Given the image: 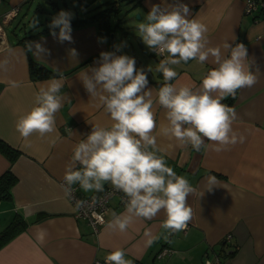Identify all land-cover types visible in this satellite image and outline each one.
<instances>
[{
	"label": "crops",
	"instance_id": "1",
	"mask_svg": "<svg viewBox=\"0 0 264 264\" xmlns=\"http://www.w3.org/2000/svg\"><path fill=\"white\" fill-rule=\"evenodd\" d=\"M93 1L72 20L95 13H90ZM103 1L95 0L93 4ZM182 2L189 5L190 18L207 25L209 46H221L222 53L227 55L222 47L225 42L243 43L252 61L251 70L259 69V72L254 86L238 90L235 98L229 96L223 100L230 99L226 105L237 112L233 128L246 138L244 143L229 146L227 151L217 153L210 145L207 150L196 152L164 136L160 128L166 124L165 109L154 105L157 122L154 134L161 154L168 166L185 176L196 189L187 197L193 215L186 232L167 237L161 226L165 218L163 211L151 220L136 219L125 233L106 231L105 224L111 219V213L124 212V205L117 197L111 200L106 222L93 233L84 219L74 217L72 205L61 188L73 149L91 131V124H111L103 110L95 107L79 80L82 71L96 66L94 62L99 61L101 52H116L115 47L111 49L110 39L102 35L96 21H88L71 26L72 43H60L48 28L54 11L59 13L57 0H0V19L13 7H19L16 17L4 25L6 44L0 50V60L9 61L8 71H0V141L18 153L11 162L0 151V177L10 171L15 178L9 197L0 199V232L16 220L24 226L0 249V264H94L104 261L117 248L125 251V258L132 264H211L215 261L264 264V14L259 17L246 14L245 0ZM35 3L39 7L35 5L33 12ZM160 3L161 0H141L140 4L133 3L136 7L132 10H140L143 20L151 5ZM25 6L28 7L24 13L26 18L32 20L37 14L38 30L29 29L28 23L23 29L15 30L10 38L6 29ZM110 13L114 45H122L116 54L135 58L137 68L147 70L151 65L153 72L148 73L147 87L158 89L164 81L162 74L154 71V62L146 56L150 50L138 34L129 36L122 30L120 35L124 18H113ZM100 38H106V42L101 43ZM130 39L136 48H130L134 46ZM27 41L41 43L50 54L25 56ZM69 49H75L78 56L72 57ZM32 63L39 65L33 75ZM173 67L178 76L172 83L199 87L203 76L215 65L210 57L205 64L190 60ZM56 69L65 76L61 89L65 100L56 114L55 131L45 137L34 134L25 139L16 131V121L33 106L35 93L55 75ZM13 81L17 86H12ZM209 176L217 180V186L211 191L206 189ZM79 193L92 196L98 192L85 193L79 189ZM146 230L159 236L150 246L145 243ZM227 235H231L229 240H225ZM164 246L171 247L172 253L159 256Z\"/></svg>",
	"mask_w": 264,
	"mask_h": 264
},
{
	"label": "clouds",
	"instance_id": "2",
	"mask_svg": "<svg viewBox=\"0 0 264 264\" xmlns=\"http://www.w3.org/2000/svg\"><path fill=\"white\" fill-rule=\"evenodd\" d=\"M190 16V7L182 0H161L160 4H152L144 19L135 25L143 44L162 57L154 69L164 81L158 89L147 87L148 73L153 72L151 65L147 70L137 68L135 58L116 54L122 45H114L116 52H101L99 61L94 62L96 66L79 74L95 107L103 110L111 124H91V131L73 149L61 188L65 196L74 200V211L86 203L75 198L77 185L89 193L103 192L105 184H110L123 193L124 212L111 213L106 231L125 233L136 219L151 220L163 211L161 226L171 235L185 230L192 218L187 197L196 189L185 176L168 166L161 154L154 134V105L165 109L166 124L160 128L161 134L180 146L200 152L211 145L220 153L245 142V136L233 128L236 110L222 101L229 96L235 98L238 90L254 86L259 69L251 70L252 61L243 43L225 42L222 47L227 55L222 53L221 46H209L207 25ZM72 18L71 12L60 10L48 25L50 35L60 43H72ZM38 23V18L33 17L28 28L38 30ZM100 42H106V38H100ZM28 53L36 57L50 54L36 41L25 42V56ZM69 54L78 56L75 49H69ZM210 57L215 67L203 76L199 87L172 83L178 76L173 66L190 60L205 64ZM8 64L7 58L0 60V71H8ZM64 80L63 72L56 69L55 75L41 85L33 106L16 121L15 128L21 137H45L55 131L56 114L64 106ZM11 83L17 86L16 82ZM206 183V189L211 191L217 186L216 177H207ZM145 237L147 246L159 239L150 230L145 231ZM125 257V251L117 248L105 256L104 264H132Z\"/></svg>",
	"mask_w": 264,
	"mask_h": 264
},
{
	"label": "built area",
	"instance_id": "3",
	"mask_svg": "<svg viewBox=\"0 0 264 264\" xmlns=\"http://www.w3.org/2000/svg\"><path fill=\"white\" fill-rule=\"evenodd\" d=\"M245 13L253 16H261L264 14V0H245ZM19 7H13L8 13L2 15L0 19V50L5 47L6 44V35L4 31V25H7L13 18L18 14ZM162 58V57H160ZM63 183V179L61 181ZM76 191L74 196L76 199L84 200L86 203L83 208L79 211H74V200L69 199L68 201L72 205L73 215L76 218L84 219L88 225L91 227L93 233H97L100 227L106 222L107 214L109 212L111 200L114 197L119 199L121 205H124L122 202L123 193L114 190L110 184L105 186V190L103 192H98L92 196H83L79 193L78 185L75 186ZM95 213V215L93 214ZM188 225L185 230L182 232H186ZM175 233L169 235L166 233L167 237L174 235ZM231 235H227L225 240H229ZM172 253V249L169 246H164L159 251V256L169 255ZM94 264H104V261H96ZM211 264H219L218 261H215Z\"/></svg>",
	"mask_w": 264,
	"mask_h": 264
},
{
	"label": "rangeland",
	"instance_id": "4",
	"mask_svg": "<svg viewBox=\"0 0 264 264\" xmlns=\"http://www.w3.org/2000/svg\"><path fill=\"white\" fill-rule=\"evenodd\" d=\"M78 1L79 0H64V1L57 0L59 11L60 10L69 11L73 14V16H75L77 13L78 14L81 13V11H83V8H85L86 5H88L91 0H82V1L80 0L79 2ZM94 1L90 4L91 9H92L90 13L97 12L99 10H102L106 7H110L111 5H113L114 8L118 10L112 11V14H113L112 17L113 18L115 17L124 18V21H123L124 26L120 29L119 34L121 35L122 30L125 31V33L128 34L129 36L132 35L133 33L137 34L135 25L142 21L140 18L142 15V12L140 10H135V11L132 10L133 8L136 7V6H133V3H136V0H107L108 2H106L105 0L104 1L102 0L103 1L102 4L98 3L96 5L93 4ZM35 5L39 7V3L34 4L32 8L33 12H35ZM42 6L47 7V8L51 7L50 5H47V4H42ZM27 8L28 7L25 6L23 11L14 20V22H12V24L9 27H7L6 33L10 38H11V34L15 30H18V28L23 29L24 25H28V23L31 22V18H26L24 16V13L27 11ZM32 15H35V13H33ZM56 15H58V13L54 11V17ZM36 17H37V14H36ZM16 32L18 34V31ZM133 40H131L130 42H132L134 46L130 48H136ZM146 56L149 58L151 62H154L155 65L159 62V57H157L156 54L153 53L152 51H146Z\"/></svg>",
	"mask_w": 264,
	"mask_h": 264
},
{
	"label": "trees",
	"instance_id": "5",
	"mask_svg": "<svg viewBox=\"0 0 264 264\" xmlns=\"http://www.w3.org/2000/svg\"><path fill=\"white\" fill-rule=\"evenodd\" d=\"M141 0H136V4H140ZM88 6V5H87ZM114 11V6L111 5L110 7H106L100 11L93 13L92 15L85 17V18H78L71 20V26L81 25L88 21H96L100 26V31L103 36L107 39L110 38V34L113 33V27L110 28V12ZM39 65L36 63H32V75L33 70H39ZM230 101L225 100L222 103L228 104ZM0 151H2L8 159L13 162L17 156L16 150L12 149L2 141H0ZM15 182V178L10 171L6 172L2 177H0V199L7 198L10 195V190ZM24 226L20 225V222L13 221L10 225L0 232V249L7 244L14 236L20 233L23 230Z\"/></svg>",
	"mask_w": 264,
	"mask_h": 264
},
{
	"label": "water",
	"instance_id": "6",
	"mask_svg": "<svg viewBox=\"0 0 264 264\" xmlns=\"http://www.w3.org/2000/svg\"><path fill=\"white\" fill-rule=\"evenodd\" d=\"M109 39H110L111 49H114V39H115V34H114V33H111Z\"/></svg>",
	"mask_w": 264,
	"mask_h": 264
}]
</instances>
